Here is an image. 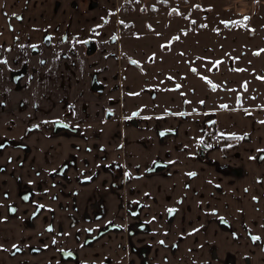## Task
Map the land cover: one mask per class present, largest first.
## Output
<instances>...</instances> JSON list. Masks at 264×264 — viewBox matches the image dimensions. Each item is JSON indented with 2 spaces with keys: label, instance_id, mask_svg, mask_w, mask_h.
<instances>
[{
  "label": "flooded vegetation",
  "instance_id": "obj_1",
  "mask_svg": "<svg viewBox=\"0 0 264 264\" xmlns=\"http://www.w3.org/2000/svg\"><path fill=\"white\" fill-rule=\"evenodd\" d=\"M108 1L112 6L104 9ZM234 1H216L225 24L217 27L232 29L221 35L233 48L226 69L255 72L262 50L247 45L258 34L236 25L249 16L228 5ZM136 8L159 12L174 39L209 29L204 22L215 17L212 3L198 0H0V264H264V98L254 93L264 83L241 85L231 103L209 108L203 95L204 104L195 105L184 81L154 66L163 51L140 50L128 14ZM233 27L245 31L241 42L233 39ZM97 51L110 64L89 60ZM220 59L209 69L224 71ZM204 82V89L220 87ZM155 83L171 97L157 98ZM138 91L153 93L152 99L136 101ZM148 110L176 114L179 121L194 113L201 160H210L215 147L231 148L214 160L225 175L208 194L204 182L194 187L192 230L152 227L148 216L154 215L127 197L132 176L164 171L168 163L142 153L149 165L136 163L132 172L116 140L120 127L111 129V122L138 126ZM230 113L235 120L226 123ZM98 119L104 125L94 139L91 125ZM177 126L159 129L158 138L176 136ZM169 209L172 222L178 207Z\"/></svg>",
  "mask_w": 264,
  "mask_h": 264
},
{
  "label": "crops",
  "instance_id": "obj_2",
  "mask_svg": "<svg viewBox=\"0 0 264 264\" xmlns=\"http://www.w3.org/2000/svg\"><path fill=\"white\" fill-rule=\"evenodd\" d=\"M110 6H112L111 2L104 3V9ZM99 51L95 54V56L98 55L100 60L98 65L110 64V60H106ZM135 104L133 103L132 107L135 108ZM230 112L233 113L235 110ZM231 113L228 115L226 123L235 120V115ZM140 114L138 126L124 121V124L121 123V125L115 121L111 122L112 127H110L113 130L120 127L121 136L116 140L121 144V152L127 155L130 160V170L137 172L136 163H141L143 168L148 166L150 159L141 160L138 155L149 152L150 155H156L167 161L168 165L164 171L145 174L141 176L142 178L132 176L126 189L127 197L135 203L137 201L144 203V209L149 210L150 214L154 215L153 217L148 216L152 227L182 228L185 226L187 230H192L194 223L192 221L194 216V187L198 188L204 182L205 185L201 190L205 189L206 195L208 194L209 185L225 175L224 171L216 167L214 160L218 159L220 161L224 158L223 154L231 148L227 146L215 147L210 160H201L196 157L195 148H197L196 142L202 134L199 132L198 125L195 124L194 126L193 124L194 113L190 112L188 119H181V121L173 113L167 115L166 113H153V111L149 112L148 110ZM225 122L223 123L225 124ZM103 125L102 119L92 122L91 128L94 139H97L96 134L100 133ZM175 125H178L176 136H168L163 140L158 138L159 129H171ZM194 127L198 131L196 136H194ZM221 128L223 132H227L223 126ZM202 164L205 167H201L202 172L199 173L201 176L194 180V175L190 176V174L194 173V169L198 170ZM206 195L203 194L201 197L197 195V197L204 198ZM173 206L178 207V215L174 217L172 222H168L166 212ZM186 212L187 215L185 216ZM155 214L159 215L155 216ZM192 236L190 235V239H192Z\"/></svg>",
  "mask_w": 264,
  "mask_h": 264
},
{
  "label": "rangeland",
  "instance_id": "obj_3",
  "mask_svg": "<svg viewBox=\"0 0 264 264\" xmlns=\"http://www.w3.org/2000/svg\"><path fill=\"white\" fill-rule=\"evenodd\" d=\"M198 1L203 4L205 2H211L214 8L213 13L215 14V17H210L209 20L207 19V22H204L205 24H210L209 29L208 27H206L207 30L205 29L203 30V32H198L195 36L194 33L190 35L186 33V31H182L180 32V36H176L175 39L171 38L170 34L172 33L169 31L170 29L165 30L164 28L165 21L161 18H157V14L159 12L153 13L149 10L145 13L143 10H139L138 8H136L131 10L128 14L134 22L133 31L136 34L135 39L141 41V45H138L140 47V50L142 47L145 49V51L147 49H156L163 51L160 52L157 56V61L155 62L156 64L154 66H156V68L158 69H163V75H168V77L173 79L180 78V81H184V83L188 87L187 90L191 93V95L194 94L193 99L195 105H197L199 102L201 104V98H203V95H205L207 99L206 105H208L209 108H214L224 100L225 102L229 101L231 103L234 100L232 97H234L236 91H239L241 89V85L245 86L246 88H249L250 85H252L251 83L253 82L251 79H258L261 84L264 83V79H262L264 78V2H261L259 6L255 4L254 0H235L234 2L228 4L231 7H235L238 12L243 9V11L247 13L249 19L246 21H244L243 19L237 20L238 23L236 25H238L242 29H246V31L249 29L256 30L258 34L256 39H254V41H252L250 45L247 46H252V48L258 47L262 50L261 57L259 58L261 61V65H259L260 67L256 69L255 72L251 71V69H246L234 73L226 69L229 63V60L227 59L230 55L228 54V49H233L232 47H229L230 38L221 36L224 33L230 32L232 29L229 27H217L219 25H225L221 23V7L219 6V3L216 2L217 0ZM255 8H258V11H256ZM147 21L151 22L152 25H154L153 30L146 25ZM178 22V24H181L183 26L187 23V21L183 19L181 20V22ZM233 29L238 33V35H234L233 39L237 42H241L242 35H240L239 33H243L245 31H238L237 27H233ZM170 42V49H160L161 43L169 45ZM219 56L223 61L222 63L224 71H222V67L217 72L213 71L212 69L210 70V64L213 63L215 57ZM251 58L252 57L249 56L248 59L252 60ZM89 60L95 62L96 60H98V55H96L94 59L91 58ZM203 62H206V65L202 69L200 65L203 64ZM194 64L198 67L197 73L194 70ZM87 71H89V69H87ZM201 71L204 72V75L199 73ZM258 72L260 74V77H258ZM173 75L176 76L174 77ZM205 79L215 80L220 87L217 89H213L212 87L207 86L204 89L203 86H205ZM164 87L166 88V86ZM153 88L157 90V98L169 99L172 95V91L167 88H161L160 83H155ZM257 92L259 93V97L263 99L264 87L260 88V91L257 90L254 93ZM146 95H148L149 101L150 99H152L153 93L146 94L145 92L138 91V93H136L135 95V99L136 101L146 100Z\"/></svg>",
  "mask_w": 264,
  "mask_h": 264
},
{
  "label": "snow or ice",
  "instance_id": "obj_4",
  "mask_svg": "<svg viewBox=\"0 0 264 264\" xmlns=\"http://www.w3.org/2000/svg\"><path fill=\"white\" fill-rule=\"evenodd\" d=\"M245 19H247V17ZM84 43H87V41H84ZM33 47H35V46H33ZM133 63H136V62L134 61ZM262 79H264V78H262ZM240 138L242 139V137H240ZM208 147H211V146L208 145ZM261 151H264V150H261ZM262 159H264V157H262ZM190 175H195V174L191 173ZM25 199H27V197H25ZM173 211H175V210L174 209H169V212H173ZM253 239L254 240L259 239V237H253ZM161 243H163V242H161ZM69 255H71V253H69Z\"/></svg>",
  "mask_w": 264,
  "mask_h": 264
}]
</instances>
